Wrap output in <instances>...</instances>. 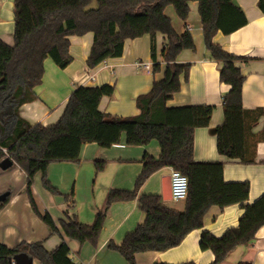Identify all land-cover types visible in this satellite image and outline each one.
<instances>
[{
  "label": "trees",
  "instance_id": "16d2710c",
  "mask_svg": "<svg viewBox=\"0 0 264 264\" xmlns=\"http://www.w3.org/2000/svg\"><path fill=\"white\" fill-rule=\"evenodd\" d=\"M94 1L98 2L96 7L91 6ZM191 2L199 3L206 47L213 59L223 62L220 77L230 85L224 96V122L214 129L218 151L246 164L255 162L256 148L264 140V133L256 134L253 129L264 116V107L244 108L245 76L237 65L240 60L249 58L229 53L214 42L219 31L230 34L248 22L236 0H15V43L10 45L0 38V161L10 157L26 172L27 193L34 212L53 234L62 237V242L52 251L45 247L43 240L23 241L13 248L0 243L2 263L8 264L10 257L27 252L41 264H78L71 257V248L64 236L81 244L89 242L98 246L106 212L99 211L92 224L81 222L76 215L57 222L50 212L43 214L40 211L32 190L34 179L41 173L44 188L69 201L73 194H63L51 183L48 177L50 164L79 162L85 144L97 143L110 148L120 143L124 134L129 145H148L153 140L158 141L161 154L158 158L146 154L134 189H112L108 194L107 208L118 201L135 200L149 177L163 167L171 166L189 178L184 210L167 205L159 194L140 196L145 220L127 233L120 244H109L128 264H138V253L165 251L180 245L190 232L204 226V217L214 205L224 209L242 204L246 211L239 224L228 228L222 236L209 230L202 232L201 248L210 249L215 255L210 264H222L235 249L255 240L257 232L264 226V194L248 203V181H226L224 162L196 161L194 157L195 130L209 126L214 107L210 104L167 105L181 90L182 75L188 77L190 71V65L180 64L178 56L184 50H195L196 44L190 31L177 32L166 8L173 6L179 18L187 21ZM259 7L264 12V0H259ZM89 32L94 34L87 60L89 67L94 68L109 58L121 57L127 40L149 34L154 72L161 69L156 37L163 33L167 40L161 54L166 63L163 79L155 81L150 92L137 98L141 110L138 115L111 117L100 110L103 97L114 93L110 84L79 85L57 123L32 125L21 116L20 109L37 98L35 88L42 83L45 60L51 57L60 68H66L73 60L70 37ZM95 166L102 171L106 161L97 160ZM10 197L11 194L6 201L0 202V210Z\"/></svg>",
  "mask_w": 264,
  "mask_h": 264
},
{
  "label": "crops",
  "instance_id": "0c3cea01",
  "mask_svg": "<svg viewBox=\"0 0 264 264\" xmlns=\"http://www.w3.org/2000/svg\"><path fill=\"white\" fill-rule=\"evenodd\" d=\"M244 10L248 22L230 34L219 31L214 42L220 44L229 53L249 58L242 59L237 65L245 76L242 91V102L246 109L264 107V12L259 7V0H236ZM15 0H0V38L14 45ZM170 7V6H169ZM166 8V14L168 8ZM189 19L183 21L169 15L178 33L187 30L194 37L196 49H187L180 53L178 62L189 64L188 77L182 75L181 90L168 101L169 107L210 104L214 107L209 126L198 127L194 133L196 161L224 162V178L226 181H248L250 195L248 203H253L264 194V140L256 148V160L246 164L240 159H232L218 151L217 136L214 129L224 122V96L230 85L221 80L223 62L211 57L206 47L202 28L199 3H190ZM176 11V10H175ZM70 54L72 62L66 68H60L48 57L45 60V74L42 83L35 88L37 98L22 105L21 116L32 125L41 123L45 126L57 123L63 116L74 89L79 85L101 86L110 84L114 93L104 96L100 110L111 117H128L141 113L137 98L150 92L155 81L163 79L166 63L161 54L167 42L163 33L156 37V49L161 69L154 72L152 59V38L149 34L125 43L121 57L109 58L91 68L87 64L94 34L71 36ZM141 64L151 63L150 69ZM91 73L94 80H84ZM253 132L264 133V116L254 126ZM158 158L161 147L153 140L148 145H129L126 134L120 143L105 148L97 143L83 146L79 162H53L48 169L51 183L63 194L72 195L73 199L55 201L51 196L42 194L34 179L33 194L44 214L50 212L58 222L66 216H74L86 224H92L99 211L106 212V222L102 230L98 246L89 242L81 244L67 236L71 248V257L78 264H128L126 259L109 244H120L127 233L133 231L146 218L139 198L143 194L162 195L163 167L154 172L139 191L138 197L132 201H118L108 208L107 198L112 189L132 190L140 175L145 155ZM97 160L106 161V167L98 171ZM41 179L42 175L39 173ZM11 191L10 201L0 210V243L11 248L23 241L33 243L44 241L45 247L52 251L61 242L59 234H53L50 227L34 212L27 193V174L16 164L3 170L0 167V194ZM51 193V192H49ZM52 194V193H51ZM44 195V196H43ZM73 200L75 201L72 204ZM166 203V202H165ZM186 202L179 210L185 209ZM60 210L54 215L52 209ZM177 209V208H176ZM242 204L225 207L212 206L204 217V226L190 232L180 245L165 251H146L137 254L138 264L183 263L194 261L197 264H210L215 255L212 250H203L200 246L201 234L209 230L216 236L239 224L245 214ZM61 215V216H60ZM34 264H41L34 260ZM222 264H264V226L257 232L255 240L249 245L235 249Z\"/></svg>",
  "mask_w": 264,
  "mask_h": 264
},
{
  "label": "water",
  "instance_id": "95a60500",
  "mask_svg": "<svg viewBox=\"0 0 264 264\" xmlns=\"http://www.w3.org/2000/svg\"><path fill=\"white\" fill-rule=\"evenodd\" d=\"M15 165V161L6 157L0 161V167L3 170H8ZM11 191H5L0 194V202H4L7 200ZM162 198L164 201L172 200L171 196V177L170 174H166L162 177ZM34 257H32L27 252H20L15 254L13 257L9 258V264H34Z\"/></svg>",
  "mask_w": 264,
  "mask_h": 264
},
{
  "label": "built area",
  "instance_id": "2783aa9c",
  "mask_svg": "<svg viewBox=\"0 0 264 264\" xmlns=\"http://www.w3.org/2000/svg\"><path fill=\"white\" fill-rule=\"evenodd\" d=\"M145 68L150 69L151 63L141 64ZM95 76L88 73L84 80H94ZM6 151V149H5ZM171 177V196L174 201H185L189 193V178L183 172L173 167H169Z\"/></svg>",
  "mask_w": 264,
  "mask_h": 264
},
{
  "label": "rangeland",
  "instance_id": "374dc122",
  "mask_svg": "<svg viewBox=\"0 0 264 264\" xmlns=\"http://www.w3.org/2000/svg\"><path fill=\"white\" fill-rule=\"evenodd\" d=\"M98 5V2L97 1H94V3L91 5L92 7H96ZM173 14V16H176V11H175V9H174V7L173 6H170L169 8H168V10H167V15L169 16V15H172ZM170 173V171L169 170H167V169H165L163 172H162V174H169ZM37 179V181H36V183L38 184V188L40 189V191L41 192H43V193H41V195L42 194H45V195H48V196H51L55 201H59V200H63L62 198H64V196L63 195H57V194H51V193H49V191L48 190H46L45 188H44V186H43V184H42V179H41V177H40V175L38 174L37 175V177H36ZM44 196V195H43ZM62 197V198H61ZM164 202H166V204L167 205H169V206H171V207H174V208H182L183 207V204H184V201H174V200H170V201H164ZM59 208L57 207V206H54V208L52 209V211H53V213H54V215H58V213H60L59 212ZM61 216V215H60Z\"/></svg>",
  "mask_w": 264,
  "mask_h": 264
},
{
  "label": "flooded vegetation",
  "instance_id": "af4514ba",
  "mask_svg": "<svg viewBox=\"0 0 264 264\" xmlns=\"http://www.w3.org/2000/svg\"><path fill=\"white\" fill-rule=\"evenodd\" d=\"M0 264H4V263H2V261H0ZM6 264V263H5ZM8 264H9V261H8Z\"/></svg>",
  "mask_w": 264,
  "mask_h": 264
}]
</instances>
